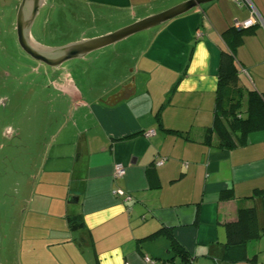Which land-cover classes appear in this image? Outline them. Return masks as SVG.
<instances>
[{"label": "crops", "instance_id": "0c3cea01", "mask_svg": "<svg viewBox=\"0 0 264 264\" xmlns=\"http://www.w3.org/2000/svg\"><path fill=\"white\" fill-rule=\"evenodd\" d=\"M185 1L45 0L28 37L34 47L49 48L31 30L38 19L50 23L58 4L87 14V31L96 13L117 25L69 45ZM251 13L256 23L240 30L232 48L225 33ZM132 36L51 69L50 85L66 97L67 121L40 156L19 223L4 219L10 225L0 264H144V256L161 263L171 256L169 236L187 264H264V233L246 243L247 261L223 259L224 224L239 208L254 207L258 226L264 223L261 200L249 198L264 190V130L232 149L217 146L214 137L202 142L214 120L219 61L229 45L241 86L264 94V0H214ZM148 131L154 135L145 137ZM114 165L125 168L123 177L113 176ZM116 189L130 201L114 196ZM222 191L233 198L221 200ZM76 216L82 227L70 231L67 218Z\"/></svg>", "mask_w": 264, "mask_h": 264}, {"label": "rangeland", "instance_id": "374dc122", "mask_svg": "<svg viewBox=\"0 0 264 264\" xmlns=\"http://www.w3.org/2000/svg\"><path fill=\"white\" fill-rule=\"evenodd\" d=\"M20 2L0 0V244L9 230L7 221L13 226L19 223V210L31 192L30 182L42 168L40 156L67 112L66 97L50 85L51 68L26 56L17 45L15 21ZM52 13L50 23L42 20L39 24L38 19L31 30L35 40L49 48L117 27L103 19L108 16L96 13L95 27L87 31V14L75 7L58 4ZM11 230L17 233V229Z\"/></svg>", "mask_w": 264, "mask_h": 264}, {"label": "trees", "instance_id": "16d2710c", "mask_svg": "<svg viewBox=\"0 0 264 264\" xmlns=\"http://www.w3.org/2000/svg\"><path fill=\"white\" fill-rule=\"evenodd\" d=\"M241 30V29H240ZM235 28L225 34L232 38V48L241 31ZM229 45V51L221 54L217 74L215 98V115L212 126L203 133V144H211L212 137L221 148H236L246 144L250 133L264 130V94H258L241 86L238 70ZM233 194L230 191L220 193L221 200H230ZM249 198H259L264 213V190H255ZM67 225L70 231L82 227L81 217H68ZM162 229L150 237L157 235ZM226 244L223 259L230 263L247 261L245 245L249 240L258 238L264 233V223L260 227L257 222V213L254 207L239 208L236 219L224 224ZM166 231V230H165ZM171 238L169 259L162 264H171L174 258H179V264H187L184 250L175 244Z\"/></svg>", "mask_w": 264, "mask_h": 264}, {"label": "water", "instance_id": "95a60500", "mask_svg": "<svg viewBox=\"0 0 264 264\" xmlns=\"http://www.w3.org/2000/svg\"><path fill=\"white\" fill-rule=\"evenodd\" d=\"M212 1L214 0H187L102 37L76 43L74 41L69 45L57 48H36L29 41L28 31L38 8L43 5L45 0H21L15 21L16 41L19 48L30 58L51 69H57L70 60L83 58L89 53L113 45L132 35L162 26L168 21ZM116 98L114 97L112 103L118 101Z\"/></svg>", "mask_w": 264, "mask_h": 264}, {"label": "built area", "instance_id": "2783aa9c", "mask_svg": "<svg viewBox=\"0 0 264 264\" xmlns=\"http://www.w3.org/2000/svg\"><path fill=\"white\" fill-rule=\"evenodd\" d=\"M233 1L234 3H237L239 4L242 0H231ZM256 17H255V14L254 13H251V17L243 22L242 24L240 25H235V29L237 30H240V29H246V28H250L252 27L255 23H256ZM200 34L197 35V37H199ZM145 137H151L152 135H154V132L153 131H148V132H145L143 134ZM163 164V160L162 159H158L155 161V164L157 167L161 166ZM125 175V168L122 166V165H114L113 167V176L115 178H121ZM113 195L118 197L119 199H122L123 202H129L130 201V195H125L122 191L116 189V190H113L112 191ZM142 262L144 264H162V263H159L157 261H154L153 259H151L150 257L148 256H144L142 257Z\"/></svg>", "mask_w": 264, "mask_h": 264}, {"label": "flooded vegetation", "instance_id": "af4514ba", "mask_svg": "<svg viewBox=\"0 0 264 264\" xmlns=\"http://www.w3.org/2000/svg\"><path fill=\"white\" fill-rule=\"evenodd\" d=\"M15 36H16V34H15ZM20 49V48H19ZM23 52V51H22ZM24 53V52H23ZM25 54V53H24ZM26 55V54H25ZM26 56H28V55H26ZM29 57V56H28ZM30 58V57H29ZM32 59V58H31ZM39 63V62H38ZM40 65H42V66H44L45 68H49V67H47V66H45V65H43V64H41V63H39Z\"/></svg>", "mask_w": 264, "mask_h": 264}, {"label": "bare ground", "instance_id": "6f19581e", "mask_svg": "<svg viewBox=\"0 0 264 264\" xmlns=\"http://www.w3.org/2000/svg\"><path fill=\"white\" fill-rule=\"evenodd\" d=\"M30 43L33 45V43L30 41Z\"/></svg>", "mask_w": 264, "mask_h": 264}]
</instances>
